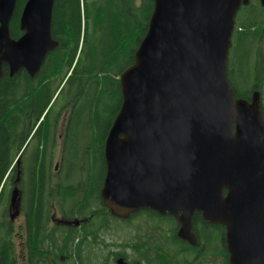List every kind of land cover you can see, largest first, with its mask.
<instances>
[{"label":"water","instance_id":"obj_1","mask_svg":"<svg viewBox=\"0 0 264 264\" xmlns=\"http://www.w3.org/2000/svg\"><path fill=\"white\" fill-rule=\"evenodd\" d=\"M249 0H153L134 61L119 75L120 108L104 141L103 204L118 217L168 212L194 245V213L222 225L228 264H264L261 95L236 97L228 76L235 17ZM54 0H0V77L34 76L57 41ZM264 8V0H259ZM20 155V154H19ZM17 156V158L19 157ZM18 189L11 192V206ZM116 264H127L122 258Z\"/></svg>","mask_w":264,"mask_h":264},{"label":"trees","instance_id":"obj_2","mask_svg":"<svg viewBox=\"0 0 264 264\" xmlns=\"http://www.w3.org/2000/svg\"><path fill=\"white\" fill-rule=\"evenodd\" d=\"M24 2L17 0L10 21L12 38L22 33L18 21ZM152 8L153 0H54L51 35L57 45L47 53L38 72L30 76L20 69L10 76L7 65H3L0 264H13L14 222L8 216L15 187L20 190L18 204L26 219L28 250L36 248L35 242L45 247L34 240L35 233L47 217L49 202L57 201L58 196L73 206L89 208L93 217L98 218L97 226L109 223L108 217L111 220L117 217L106 214L108 209L98 193L105 172L104 141L122 101L119 75L134 61ZM231 43L228 76L235 96L249 99L253 90H258L264 114V8L259 0H249L240 6ZM60 95L63 102L54 109ZM91 142L99 143L96 148L101 159L99 176L93 175L85 162L86 144ZM57 161L58 167L52 172ZM83 193L87 198L81 199ZM103 210L106 215H99ZM116 219L111 222L114 229L120 227ZM192 223L197 244L183 245L184 264H228L223 226L203 221L199 212L194 213ZM74 240L75 235L70 240L72 247ZM113 240V245H123ZM189 249L198 250L196 263L188 259ZM119 252L124 255L123 248Z\"/></svg>","mask_w":264,"mask_h":264},{"label":"flooded vegetation","instance_id":"obj_3","mask_svg":"<svg viewBox=\"0 0 264 264\" xmlns=\"http://www.w3.org/2000/svg\"><path fill=\"white\" fill-rule=\"evenodd\" d=\"M57 167L58 162H55L52 172L56 171ZM103 179L104 175L101 178V186ZM101 186L98 193L103 204L100 197ZM61 197L63 196H58L57 201L53 199L49 202L47 217L35 233L34 240L41 241L45 247L35 242L36 248L28 250L27 225L18 204L20 199V190H18L17 203L14 207L10 206L11 212L8 216V220L14 222L11 239L14 246L13 258H11L13 264H26L30 261L32 264H116V260L120 257L127 264H184L183 245L192 244L178 237L179 223L170 213H159L152 208H139L127 217L117 216L116 219L106 207L107 215L111 214L116 220L125 222L124 225L114 229L111 222L115 219L111 220V217H108L109 223H101L97 226L95 222L98 218L93 217L89 208L73 206L67 200H61ZM84 198L87 197L83 193L81 199ZM89 202L87 206H90ZM92 209L96 211L99 208ZM98 214L106 215L104 210ZM15 217L19 220L15 221ZM121 227L124 228L119 229ZM74 235L72 247L70 240ZM113 238L117 239V242L122 238L120 243L123 245H113ZM125 243L128 246L125 247ZM196 244L197 241L194 245ZM122 248L126 257L119 252ZM189 251L191 254L188 255V259L196 263L195 257H199L198 250L189 249ZM29 252L32 254L29 255ZM9 253L10 251L7 250L6 255L9 256Z\"/></svg>","mask_w":264,"mask_h":264},{"label":"rangeland","instance_id":"obj_4","mask_svg":"<svg viewBox=\"0 0 264 264\" xmlns=\"http://www.w3.org/2000/svg\"><path fill=\"white\" fill-rule=\"evenodd\" d=\"M262 55H264V43L262 44ZM232 52V50L229 51V55H231L230 53ZM237 53V52H236ZM235 53V55H236ZM232 56V55H231ZM57 94H55L54 98L56 97ZM263 100V104H264V98H262ZM63 102V96L60 95L57 99L56 102L54 104V109H57L59 107L60 104H62ZM69 143H66L65 149H64V159H68L67 157V147H68ZM87 145V152H86V158H85V162L86 165L89 166V168H92L91 172L93 175L95 176H99L100 170H101V159H100V155L98 154V152L96 151L97 146L99 145V143L94 142L91 144H86ZM58 162V161H57ZM65 163L64 161L62 162V166L64 167ZM19 218L15 217V221H18ZM125 222L123 221H117L116 225L118 226H122L124 225ZM124 227H121L119 229H122Z\"/></svg>","mask_w":264,"mask_h":264}]
</instances>
